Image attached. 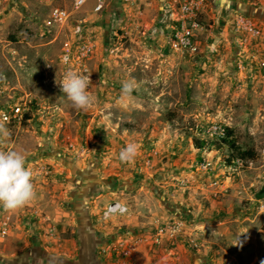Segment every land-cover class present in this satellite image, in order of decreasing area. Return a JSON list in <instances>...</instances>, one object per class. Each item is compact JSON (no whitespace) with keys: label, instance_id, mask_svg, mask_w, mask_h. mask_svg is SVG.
Masks as SVG:
<instances>
[{"label":"rangeland","instance_id":"374dc122","mask_svg":"<svg viewBox=\"0 0 264 264\" xmlns=\"http://www.w3.org/2000/svg\"><path fill=\"white\" fill-rule=\"evenodd\" d=\"M94 5L91 0L74 12L73 0H0V119L17 105L25 110L21 125L6 124L11 135L0 150L17 147L30 160L45 147L43 136H49L48 145L55 147L50 150L57 149L61 155L68 152L71 141L92 143L91 133L103 134L108 142H137L141 147L137 164L146 167L150 159L151 168L154 161L168 165L167 171L193 180L202 193L195 226L207 222L208 227L198 228L196 237L187 234L189 250L205 254L209 247L222 262L260 264L255 257L257 250L264 253V201H257L255 194L264 186V84L242 81L235 73L199 68L198 57L174 52L169 46L164 51L146 34L131 38L123 30L104 27L97 38L88 35L93 55L81 63L77 59L81 43L73 30L79 21L87 29L97 25V20L89 19L96 13ZM56 7L73 12L68 23L54 21ZM67 44L75 54L68 63L64 60ZM68 70L90 76L95 98L91 109L77 110L63 96L58 83ZM126 82L134 85L130 96L123 94ZM212 123L227 127V140L211 141L204 135V128ZM230 140L241 151L254 153L253 165L234 164L236 158H251L231 151ZM206 162L211 166L205 167ZM147 177L145 187L161 208L158 196L160 189L166 192V183L155 181V173ZM183 186L188 193L190 184L186 181ZM118 194L117 200L133 204L134 193L120 190ZM187 211L193 216L192 208ZM3 213L0 208V220L9 215L14 222L15 213ZM15 227L14 223L6 238L0 236V255L8 240L12 242ZM238 236L242 243L235 245ZM16 241L21 245L19 237ZM9 251L11 257L19 253Z\"/></svg>","mask_w":264,"mask_h":264},{"label":"crops","instance_id":"0c3cea01","mask_svg":"<svg viewBox=\"0 0 264 264\" xmlns=\"http://www.w3.org/2000/svg\"><path fill=\"white\" fill-rule=\"evenodd\" d=\"M204 1L201 19L207 32L201 38L198 67L239 74L242 81L264 84L261 73L264 0ZM169 4L170 0H107L103 15H90L89 19L97 20V25L90 26L89 32L96 38L103 33V27L117 32L123 30L131 38L146 34L157 40L160 47H165V51L171 33L170 24L164 20ZM240 15L251 19L256 34L237 29L235 24ZM91 136L93 142L88 145H75L71 141L65 155L57 149L51 151L50 147H55L48 145L49 136H43L45 147L40 148L39 155L27 160L36 174L39 198L33 205L14 212V237L12 242L8 240L0 255L1 264H114L101 249L120 238L134 244L133 264H230L229 259L217 260L209 247L205 248V254H200L192 252L185 244L187 234L196 237L198 228L208 227L207 222H198L195 226L203 201L193 180L167 171L168 165L161 162L156 164L154 161L152 168L137 164L138 160L132 164L121 163L118 156L125 143L120 140L108 142L103 134L99 137L91 133ZM24 138L22 134L20 141ZM218 153L215 151V156ZM152 173H155V181L166 183V192L159 191L161 208L159 200L153 199L145 187L147 176ZM184 179L190 184L188 193H184ZM120 190L134 193L132 205L117 200ZM169 196L173 197L170 199L173 203ZM113 201L127 205L129 213L109 221L102 220V212ZM187 208H192L193 216H189ZM175 220L184 230L183 235L173 243L155 245L152 240L154 228L159 223ZM18 237L22 241L19 246ZM246 247L249 246L245 244ZM8 250L19 253L11 257ZM255 258L256 263L264 264L261 250H257Z\"/></svg>","mask_w":264,"mask_h":264},{"label":"built area","instance_id":"2783aa9c","mask_svg":"<svg viewBox=\"0 0 264 264\" xmlns=\"http://www.w3.org/2000/svg\"><path fill=\"white\" fill-rule=\"evenodd\" d=\"M91 0H73L74 12L83 9ZM94 12L101 13L106 8L107 0H94ZM204 0H170V4L166 7L164 16L165 23L171 26L169 35V48L174 52H178L191 57H198L201 53V38L207 32V27L201 19L203 14ZM73 12L67 9L56 7L52 11V18L57 23H68L71 20ZM235 26L238 30L256 34V28L251 19L245 15H240ZM73 35L79 41L80 50L77 53L78 61H87L93 55V46L87 41L89 28L85 26L83 21L75 24ZM68 49L64 55L66 63L72 62L75 54L72 52L71 46L67 44ZM74 55V56H73ZM86 71V70H85ZM261 73L264 76V62L261 63ZM24 109L21 105L13 107L11 111L3 112L2 119L6 124L21 125L24 121ZM204 135L211 141H224L228 139V131L225 125L212 123L203 130ZM126 145L123 146V148ZM148 167L152 166L151 160L146 162ZM234 164L239 167L243 165H253L252 159L244 160L236 158ZM209 162L205 163V167H210ZM3 212L6 213L3 209ZM3 213V214H4ZM129 213V208L122 202L113 201L102 212L101 218L109 221L116 216H123ZM12 216H5L0 223V236L6 238L13 229L14 222ZM183 234V229L178 222L170 221L159 226L152 240L156 245H162L167 242H175ZM135 246L130 240L118 239L109 243L101 249L104 256H109L114 264H133L135 255Z\"/></svg>","mask_w":264,"mask_h":264},{"label":"clouds","instance_id":"9594fccd","mask_svg":"<svg viewBox=\"0 0 264 264\" xmlns=\"http://www.w3.org/2000/svg\"><path fill=\"white\" fill-rule=\"evenodd\" d=\"M63 96L77 110L87 111L93 107L94 96L91 91L90 76L68 70L58 83ZM134 89L131 82L123 85V94L128 96ZM11 135L5 120L0 119V145ZM137 142H129L119 152V160L124 164H132L140 153ZM27 154L18 150H0V208L8 212H17L33 205L39 198L36 186V174L27 163ZM241 236V235H240ZM240 236L236 244L240 245Z\"/></svg>","mask_w":264,"mask_h":264},{"label":"trees","instance_id":"16d2710c","mask_svg":"<svg viewBox=\"0 0 264 264\" xmlns=\"http://www.w3.org/2000/svg\"><path fill=\"white\" fill-rule=\"evenodd\" d=\"M229 135H230V132L228 131V137H229ZM228 144H229V148H231V151L234 150L237 154L241 155L242 157H249L251 159H254L255 155H254L253 152H251V151H241L238 147L236 148L235 145H234L235 141L230 140V141H228ZM204 146H205V143L203 142V143H201L199 145V148L203 149ZM233 154H232V156H233Z\"/></svg>","mask_w":264,"mask_h":264},{"label":"water","instance_id":"95a60500","mask_svg":"<svg viewBox=\"0 0 264 264\" xmlns=\"http://www.w3.org/2000/svg\"><path fill=\"white\" fill-rule=\"evenodd\" d=\"M257 201H264V186L255 194Z\"/></svg>","mask_w":264,"mask_h":264}]
</instances>
